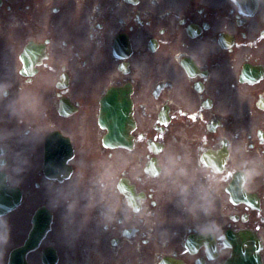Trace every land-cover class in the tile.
<instances>
[{
	"label": "flooded vegetation",
	"instance_id": "flooded-vegetation-1",
	"mask_svg": "<svg viewBox=\"0 0 264 264\" xmlns=\"http://www.w3.org/2000/svg\"><path fill=\"white\" fill-rule=\"evenodd\" d=\"M175 2V0H174ZM214 29H224L220 25H214ZM234 34H239L235 27H229L228 29ZM246 33H248L245 30ZM236 58L231 60L230 69L233 77H238L240 73V59H252L254 62L262 63L264 65V54H258L253 51L250 46L237 47ZM245 52V56L243 53ZM242 61V60H241ZM246 98L248 105L246 107L239 106L237 104L229 105L228 110L222 112L223 120L227 124V139L231 143V152L237 148L245 146L247 148H253L258 146V149L254 153H249L244 162L262 167L264 170V108H258L256 111L252 110L251 102H259L264 106V77L262 81L254 86H247ZM208 118L209 116H205ZM209 122H206V127H209ZM204 125H200L197 128L196 133L202 136V128ZM201 259H206V253L202 250V253L198 255ZM213 260L206 259L205 264H213Z\"/></svg>",
	"mask_w": 264,
	"mask_h": 264
}]
</instances>
